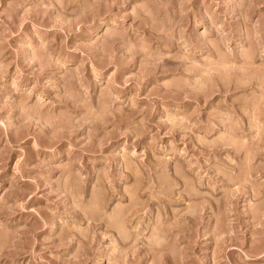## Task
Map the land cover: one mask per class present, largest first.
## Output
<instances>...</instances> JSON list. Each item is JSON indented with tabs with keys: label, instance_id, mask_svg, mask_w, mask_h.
I'll list each match as a JSON object with an SVG mask.
<instances>
[{
	"label": "rangeland",
	"instance_id": "obj_1",
	"mask_svg": "<svg viewBox=\"0 0 264 264\" xmlns=\"http://www.w3.org/2000/svg\"><path fill=\"white\" fill-rule=\"evenodd\" d=\"M0 264H264V0H0Z\"/></svg>",
	"mask_w": 264,
	"mask_h": 264
}]
</instances>
